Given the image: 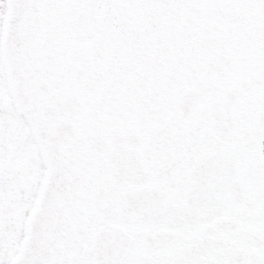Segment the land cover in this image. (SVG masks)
<instances>
[{"label":"snow or ice","instance_id":"snow-or-ice-1","mask_svg":"<svg viewBox=\"0 0 264 264\" xmlns=\"http://www.w3.org/2000/svg\"><path fill=\"white\" fill-rule=\"evenodd\" d=\"M0 264H264V0H0Z\"/></svg>","mask_w":264,"mask_h":264}]
</instances>
